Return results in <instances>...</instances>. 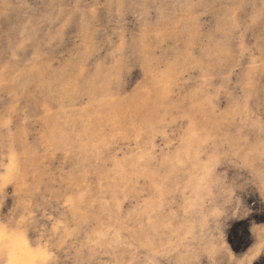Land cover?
Listing matches in <instances>:
<instances>
[{
	"label": "rangeland",
	"instance_id": "374dc122",
	"mask_svg": "<svg viewBox=\"0 0 264 264\" xmlns=\"http://www.w3.org/2000/svg\"><path fill=\"white\" fill-rule=\"evenodd\" d=\"M0 222L50 264H264V0H0Z\"/></svg>",
	"mask_w": 264,
	"mask_h": 264
},
{
	"label": "clouds",
	"instance_id": "9594fccd",
	"mask_svg": "<svg viewBox=\"0 0 264 264\" xmlns=\"http://www.w3.org/2000/svg\"><path fill=\"white\" fill-rule=\"evenodd\" d=\"M52 258L48 248L34 245L24 230H10L0 222V264H50Z\"/></svg>",
	"mask_w": 264,
	"mask_h": 264
},
{
	"label": "bare ground",
	"instance_id": "6f19581e",
	"mask_svg": "<svg viewBox=\"0 0 264 264\" xmlns=\"http://www.w3.org/2000/svg\"><path fill=\"white\" fill-rule=\"evenodd\" d=\"M110 100V99H109Z\"/></svg>",
	"mask_w": 264,
	"mask_h": 264
}]
</instances>
